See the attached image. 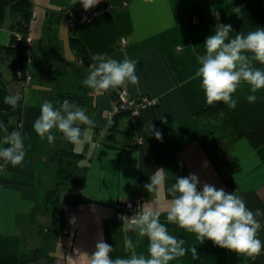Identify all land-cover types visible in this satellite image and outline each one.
<instances>
[{
	"label": "crops",
	"instance_id": "obj_1",
	"mask_svg": "<svg viewBox=\"0 0 264 264\" xmlns=\"http://www.w3.org/2000/svg\"><path fill=\"white\" fill-rule=\"evenodd\" d=\"M69 7L78 15L89 11L79 0H34L30 33L35 45L28 84L14 76L13 56L5 49L12 17L5 14L0 23V85L23 101L20 115L10 113L6 126L9 131L18 127L26 151L23 164L6 165L0 180V264H89L88 254L101 235L114 248V259L130 255L129 240L138 254L147 255V238L112 218L120 198L140 194L146 197L144 204L161 213L169 233L185 240L188 252L169 264H264V252L251 259L208 240L199 244L195 234L166 221L171 199L166 186L189 174L199 177L200 187L207 182L229 193L237 191L249 209L264 210V90L249 103V86L241 84L234 93L235 109L223 102L209 108L200 80L190 79L199 66L196 56L204 53L206 37L217 24H230L232 37L264 28V0H100L91 21L76 23V35L90 56L138 61V87L126 88L132 96L146 94L160 101L137 114H121L117 128H112L113 95L91 89L93 104L82 108L94 123L83 125L81 142L74 144L84 154L80 164L85 180L57 184L56 167L47 158L68 141L59 133L52 143L41 139L33 123L45 100L57 108L62 103L48 93L57 68H78L86 79L94 64L77 59L70 42ZM237 7L239 14L234 13ZM194 16L198 22H193ZM60 41L63 48L57 46ZM148 123L162 133V141L146 130ZM158 168L167 172L166 185L150 194L144 184ZM54 188L58 201L47 208V194ZM259 238L264 241V229Z\"/></svg>",
	"mask_w": 264,
	"mask_h": 264
},
{
	"label": "clouds",
	"instance_id": "obj_2",
	"mask_svg": "<svg viewBox=\"0 0 264 264\" xmlns=\"http://www.w3.org/2000/svg\"><path fill=\"white\" fill-rule=\"evenodd\" d=\"M85 11L100 3V0H79ZM241 9L235 8L239 14ZM218 15V14H217ZM230 24H217L214 33L206 37L204 53L197 55L198 68L190 79H199L206 103L213 105L223 102L229 109H235L234 98L238 87L247 84L250 93L246 99L255 103V93L264 90V28L257 27L246 34L239 32L234 37ZM94 64L83 84L99 93L110 89L123 88L131 84L137 86L136 74L138 61L125 57L123 60L110 58L107 54L93 53ZM259 64L262 67H256ZM19 94H10L4 102L13 108L18 106ZM163 119V118H162ZM93 120L86 110L75 102L63 100L57 108L51 101L45 100L40 105V115L33 123V129L41 138L54 142L53 129L57 130L72 144H79L82 137L81 125H93ZM146 130L158 141L163 136L154 125L148 123ZM26 156L24 138L19 130L9 131L0 123V161L13 167L23 164ZM144 184L147 192L155 193L166 185L167 172L158 168ZM196 174L176 177L175 182L166 186L171 197L170 207L166 212L168 224H175L180 229L193 233L199 244L205 240L215 246L235 252L238 256L255 259L264 252V241L259 233L264 229V210H251L244 198L237 191L229 193L207 182L200 187ZM161 213L153 206L143 204L129 217L121 214L122 227L135 231L139 238H147V255L137 253L131 240L127 242L132 251L127 258L112 257L114 248L103 239L97 240L95 250L89 255V264H169L185 256L188 249L185 240L169 233L166 224L160 221ZM193 259H198L196 248L191 249Z\"/></svg>",
	"mask_w": 264,
	"mask_h": 264
},
{
	"label": "trees",
	"instance_id": "obj_3",
	"mask_svg": "<svg viewBox=\"0 0 264 264\" xmlns=\"http://www.w3.org/2000/svg\"><path fill=\"white\" fill-rule=\"evenodd\" d=\"M34 0H0V23L3 22L7 8L10 9L12 17V34L8 44L5 45V49L10 53L12 58V66L14 68V76L19 77V70H26L29 66V55L27 48L30 46L27 43L26 36L30 33V20L33 12ZM77 17H74V22ZM71 37L70 42L75 50L77 59H81L84 63L92 64V59L85 46L81 43L80 38L76 35V25L70 24ZM21 34V37L17 35ZM22 78V77H20ZM83 74L78 68H57L56 69V82L48 89L49 96L56 102L68 99L70 102H75L79 107H87L93 104L94 94L92 90L83 84ZM110 92L114 98L117 97L118 90L110 89ZM10 95L7 89L0 85V123L7 125V120L10 113H21L23 101L20 99L18 106L13 108L12 106L4 102L5 97ZM215 105L209 106L214 108ZM128 111H120L111 118V127L117 128L118 117ZM82 135L84 126L81 125ZM11 129L18 130V127L14 126ZM59 137L64 138L61 133ZM65 139V138H64ZM84 154L77 151L74 144L68 142L66 147L61 148L55 153L49 155L47 162L50 165L56 167V179L57 184H64L69 181L85 180V167L81 166L80 161L83 159ZM58 201L57 188L49 190L45 204L47 208H50Z\"/></svg>",
	"mask_w": 264,
	"mask_h": 264
},
{
	"label": "built area",
	"instance_id": "obj_4",
	"mask_svg": "<svg viewBox=\"0 0 264 264\" xmlns=\"http://www.w3.org/2000/svg\"><path fill=\"white\" fill-rule=\"evenodd\" d=\"M98 11H99V8L94 7L93 9H90L88 12L78 15V12L76 11L74 7H69L66 10V14L70 20V24L76 25V23L79 21H91L94 18V16L98 13ZM31 16L32 17L36 16V11L34 9H33ZM75 16L77 17V20L74 22ZM198 21H199V17L194 16L193 22H198ZM17 35L21 37L20 33H17ZM26 40H27V43L30 45L27 48V53L28 55H30L31 44L33 42V37L31 33H29L26 36ZM79 60L82 61L81 59ZM18 75L23 78L26 84L30 83L32 76L30 72L28 71V69L19 70ZM159 101L160 99L158 97H152L146 94L132 96L130 95L126 87L119 88L117 97L114 98L113 106H112V109L110 110V117L112 118L116 113L120 111H128L131 114H137L144 108L157 105ZM141 141H142V138L137 137L136 142L140 143ZM5 167L6 166L3 165V162L0 161V180L2 178ZM145 200H146V197L143 194H140L135 199H130L126 197L120 198L112 214L113 220L118 223H123L119 219V216L121 214H125L131 217L135 213L136 209L144 204Z\"/></svg>",
	"mask_w": 264,
	"mask_h": 264
},
{
	"label": "rangeland",
	"instance_id": "obj_5",
	"mask_svg": "<svg viewBox=\"0 0 264 264\" xmlns=\"http://www.w3.org/2000/svg\"><path fill=\"white\" fill-rule=\"evenodd\" d=\"M6 15H7V17H11V12H10V9L9 8H7V10H6ZM33 18H35V17H32L31 16V20L33 19ZM33 42H34V38H33ZM32 42V44H31V53H30V55H29V58H31V55H32V48H33V46L35 45L34 43ZM59 43V42H58ZM43 44H45L44 42H43ZM38 45H41V44H38ZM58 46V48L60 47V48H63V46H64V42L63 41H60V44H58L57 45ZM57 48V49H58ZM59 51H60V49H59ZM52 54L53 52L52 51H49V54ZM55 53H57V52H55ZM48 59H50V61H49V63H52V60H51V58H49L48 57ZM47 59V60H48ZM30 64V63H29ZM48 65V64H47ZM50 65V64H49ZM51 66V65H50ZM50 66L47 68V69H45V72H47V73H45L44 75H47V77H49V70H50ZM47 70V71H46ZM53 133H55V134H53L54 136H56V135H58V131L57 130H55V129H53Z\"/></svg>",
	"mask_w": 264,
	"mask_h": 264
}]
</instances>
